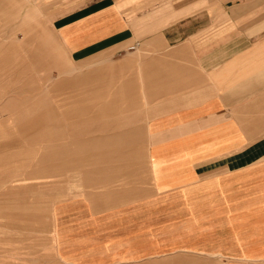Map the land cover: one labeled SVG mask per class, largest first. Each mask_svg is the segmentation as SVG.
Listing matches in <instances>:
<instances>
[{
  "label": "crops",
  "instance_id": "crops-1",
  "mask_svg": "<svg viewBox=\"0 0 264 264\" xmlns=\"http://www.w3.org/2000/svg\"><path fill=\"white\" fill-rule=\"evenodd\" d=\"M24 74L69 94L45 121L60 264H264V0H0V91Z\"/></svg>",
  "mask_w": 264,
  "mask_h": 264
},
{
  "label": "rangeland",
  "instance_id": "rangeland-1",
  "mask_svg": "<svg viewBox=\"0 0 264 264\" xmlns=\"http://www.w3.org/2000/svg\"><path fill=\"white\" fill-rule=\"evenodd\" d=\"M61 78L8 75V89L19 85L20 80L23 89L0 91V116L7 117L6 133L0 139L6 144L0 148V264H60L52 247L48 218L52 203L47 198L46 176L49 149L44 151L48 144L46 116L53 110L50 105L69 96L45 89ZM29 83L43 90L29 91ZM30 119L38 123H25ZM65 130L69 136L70 130Z\"/></svg>",
  "mask_w": 264,
  "mask_h": 264
}]
</instances>
